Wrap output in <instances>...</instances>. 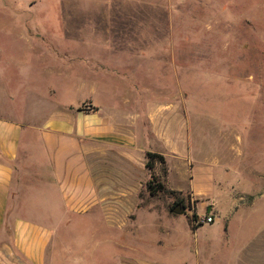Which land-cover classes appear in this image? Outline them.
Instances as JSON below:
<instances>
[{
	"label": "rangeland",
	"instance_id": "rangeland-1",
	"mask_svg": "<svg viewBox=\"0 0 264 264\" xmlns=\"http://www.w3.org/2000/svg\"><path fill=\"white\" fill-rule=\"evenodd\" d=\"M92 32L108 37L97 47L166 54L144 61L154 78L162 69L176 78L168 92L186 96L194 162L205 157L215 180L234 178L249 162L250 117L260 116L254 124L262 134L252 139L264 144V0H0V95L14 96L11 108L1 103L3 112L22 118L24 101L31 103L26 111L38 110L46 86H56L61 101L86 98L87 71L79 89L65 75L84 71L88 60L74 57L87 52ZM151 174L164 191L149 192ZM182 182L167 177V163L154 162L137 190L145 210L132 218L131 232L130 224L109 229L97 212L71 214L64 242L78 243L85 257L95 253L94 263L80 264H264V215H251L248 206L234 213L235 195L229 208L208 197L191 200L188 190L174 189ZM178 202L182 213L172 212ZM204 214L216 219L193 223Z\"/></svg>",
	"mask_w": 264,
	"mask_h": 264
},
{
	"label": "crops",
	"instance_id": "crops-1",
	"mask_svg": "<svg viewBox=\"0 0 264 264\" xmlns=\"http://www.w3.org/2000/svg\"><path fill=\"white\" fill-rule=\"evenodd\" d=\"M97 40L106 43L108 37L90 33L87 52L74 57L86 58L87 66L65 75L75 78L79 89L87 71L83 100L61 101L56 86H46L48 95L39 98L38 110L26 111L31 103L24 101L18 118L1 105L11 108L14 96L0 95V264L94 263L93 251L85 257L78 243L64 242V234L72 231L66 216L97 212L109 229L130 224L131 232L132 218L145 210L137 190L146 175V152L164 156L167 177L175 174L184 181L174 189L188 190L191 200L208 197L228 207L235 195L234 213L248 206L251 215H264V144L253 140L255 131L261 133V125L254 124L260 116L250 117L249 162L236 169L238 176L215 180L205 157L194 162L186 96L168 92L167 83L176 78L164 69L161 80L154 78L144 61L166 54L97 47ZM174 55L167 54L171 63Z\"/></svg>",
	"mask_w": 264,
	"mask_h": 264
},
{
	"label": "trees",
	"instance_id": "trees-1",
	"mask_svg": "<svg viewBox=\"0 0 264 264\" xmlns=\"http://www.w3.org/2000/svg\"><path fill=\"white\" fill-rule=\"evenodd\" d=\"M146 158L147 159H146L145 165L148 169H153L155 161H158L160 163L165 162L164 156L162 154H159V153L146 152ZM147 187H148V190L151 194L165 190L164 184L157 181L155 176H153L152 174H151V178L147 182Z\"/></svg>",
	"mask_w": 264,
	"mask_h": 264
},
{
	"label": "built area",
	"instance_id": "built-area-1",
	"mask_svg": "<svg viewBox=\"0 0 264 264\" xmlns=\"http://www.w3.org/2000/svg\"><path fill=\"white\" fill-rule=\"evenodd\" d=\"M214 220L215 217L212 214L194 215L193 223L201 225L203 223H212Z\"/></svg>",
	"mask_w": 264,
	"mask_h": 264
},
{
	"label": "water",
	"instance_id": "water-1",
	"mask_svg": "<svg viewBox=\"0 0 264 264\" xmlns=\"http://www.w3.org/2000/svg\"><path fill=\"white\" fill-rule=\"evenodd\" d=\"M184 206L181 203H177L175 207L172 208V212L174 213H182L184 212Z\"/></svg>",
	"mask_w": 264,
	"mask_h": 264
},
{
	"label": "flooded vegetation",
	"instance_id": "flooded-vegetation-1",
	"mask_svg": "<svg viewBox=\"0 0 264 264\" xmlns=\"http://www.w3.org/2000/svg\"><path fill=\"white\" fill-rule=\"evenodd\" d=\"M179 203V202H178ZM185 208V207H184Z\"/></svg>",
	"mask_w": 264,
	"mask_h": 264
}]
</instances>
